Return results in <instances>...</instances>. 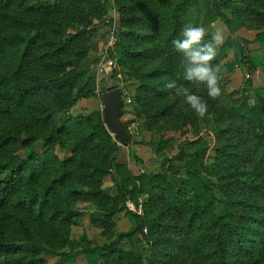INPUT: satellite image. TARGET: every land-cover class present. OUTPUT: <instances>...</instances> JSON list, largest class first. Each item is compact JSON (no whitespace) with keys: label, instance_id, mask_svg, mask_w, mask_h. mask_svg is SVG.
Returning a JSON list of instances; mask_svg holds the SVG:
<instances>
[{"label":"trees","instance_id":"trees-1","mask_svg":"<svg viewBox=\"0 0 264 264\" xmlns=\"http://www.w3.org/2000/svg\"><path fill=\"white\" fill-rule=\"evenodd\" d=\"M29 1L0 0V264H44L39 256L46 251L45 247L56 248V239L64 235L63 229L70 225L71 219L80 216L69 208L80 198L96 204L106 227L113 224L115 215L123 212L135 223L129 232L116 235L110 244L101 247L98 253L101 264H129L127 258L130 255L122 252L119 246L125 241L134 246L135 236L138 242L149 243L151 240L153 243L150 256L146 257L142 250L140 258L136 256L139 264H172L167 262L171 255L164 252L169 244L165 233L181 229L185 231L186 241L180 243L179 248L184 253L189 251L190 256H199L200 264H264V172L258 179L255 169H249L250 165L256 164L258 170L264 171V151L260 141L256 140L242 150L225 140L222 147L215 148V177L225 197L220 205L223 216H217L213 211V189L210 186L201 195H196L191 186L188 170L197 161H188L183 167L175 165L185 161L189 154L180 151L175 159L165 161L169 175L152 172L132 177L124 166L116 163L119 147L115 146L113 133L105 125L102 113H98L97 119L86 117L76 123L66 119L61 127L53 124L49 115L52 104L66 111L83 99L88 79L79 83L76 92L72 87L80 80L78 66L86 56L87 44L85 40H76L79 35L63 39L67 26L60 18L68 6L66 0H53L43 5H28ZM73 1H82L88 9L93 5L90 0ZM252 1L246 0V11L264 16V6L254 5ZM185 2L115 0L120 28L126 30V35L114 47L115 57L120 62L136 61L141 62V68H153L147 73H136L142 83L138 94L152 104L174 97L165 87L168 80L176 78L187 84L181 78L179 57L172 50L171 41L177 38L185 24L181 16L189 8L188 4L200 9L198 24L207 28L224 18L222 7L235 3L233 0ZM78 6L74 15L81 11ZM72 44L76 46L68 50ZM7 53L10 57H6ZM219 58L217 55L213 63L218 64ZM165 62L170 65L165 66ZM174 63L178 66L175 69ZM109 91L112 89L104 93ZM60 94L67 95L60 97ZM226 95L225 99L234 100L236 110L232 114L235 118L238 119L245 110L237 120L240 126L246 119L252 124L259 115H264L262 105H248L245 90ZM54 96L59 98L51 103L55 101ZM42 101L45 104L39 107L38 103ZM175 103L176 98L163 108L161 116L173 109ZM23 109L27 120L18 121L16 116ZM228 110L230 112L231 108ZM206 114L221 115L215 108ZM81 131L82 137L92 141L95 151L106 159L105 166L97 165L85 155L83 157L80 152L83 140L76 138ZM114 139L117 142L116 137ZM39 140L46 147L40 153L36 151ZM68 142L71 143L68 145ZM131 143L134 144L132 139ZM69 146L72 155L60 161L54 148L68 149ZM156 147L158 153L171 149L169 141L163 140ZM20 150L26 153L25 157L17 154ZM197 154L194 156L199 162ZM241 159L246 164L240 165ZM108 176L115 181L114 197L101 190V181ZM75 184L83 189L82 193L71 191ZM141 194L149 198L143 217L132 213L126 206V201L136 204ZM252 195L255 199L250 198ZM158 201L177 215H183L181 229L179 224H174L175 220H166L164 214L152 218L151 207ZM236 208L241 213L235 211ZM145 229L149 231V237L144 235ZM50 252L59 257L56 264H64L72 255ZM142 257L147 263L142 262ZM196 261L187 256L176 264H199Z\"/></svg>","mask_w":264,"mask_h":264},{"label":"rangeland","instance_id":"rangeland-1","mask_svg":"<svg viewBox=\"0 0 264 264\" xmlns=\"http://www.w3.org/2000/svg\"><path fill=\"white\" fill-rule=\"evenodd\" d=\"M49 1L53 2V0H31L28 5H43ZM90 1L93 2V5L91 9H88V5L82 1L66 0L68 6L61 13L60 19L67 26L63 39L79 35L76 40H85L87 44L86 56L78 66L81 77L79 82L72 87L73 92H76L79 83L86 79H88V86L85 89L83 99L75 102L68 110L57 109L58 106L54 104L50 106L49 115L53 124L61 127L66 119H71L72 123L79 122L78 119L83 120L86 117L97 119L98 113H103L104 109L100 99L102 94L107 89H118L123 102L121 120L127 125L128 134L134 142V146L120 145L115 141V136L111 134L115 146L119 147L116 163L124 166L126 172L136 178L141 174L149 175L152 172L167 173L169 175L168 165L165 161L175 159L180 151L189 154L185 161L177 162L175 165L183 167L188 161H197L198 165L191 166L188 170L191 186L195 189L196 195L203 194L205 189L210 186L213 189V211L217 216H223L224 210L220 205L225 201V197L221 194L218 179L215 177L217 173L215 148L222 147L225 140H229L243 150L245 147H250L254 141L259 140L264 151V115H259L252 124L246 119L244 124L240 126L237 120H240L245 110L239 114L238 119L235 118L232 114L233 110H236L235 105L233 106L234 100L224 98V95H228V93H239L245 90L248 105L255 106L259 104L264 107V16L249 14L253 11H246V0H233L235 3L221 8L224 18L206 28L209 33L222 31L225 34V41L218 50L222 94L215 99H211L206 96L203 87L197 88L193 85L191 90L196 91L207 101L208 110L215 108L221 115L218 117V115L206 114L203 118H200L186 105H183L179 98L168 97L163 101L152 104L147 101V98L143 99L142 94H138V89L142 83L141 79L137 78L136 73H147L152 71L153 68L150 66L141 68L139 67L141 62L136 61L120 62L115 57L114 47L126 35V30L120 28L115 0L106 4H102L100 0ZM185 1L188 0H173L177 4ZM251 3L264 6V0H253ZM75 5H79V9L81 11L85 10V13L80 11L79 15H74ZM188 6L189 8H186V12L181 16V19L185 24L189 22L198 24L200 22V9L193 4H188ZM113 15L114 22L112 21ZM75 46V44H72L68 50L73 49ZM79 52L77 54H80ZM6 57H10L8 53ZM67 57H69V53ZM168 64V62H165V66H168ZM173 67L175 69L178 66L174 63ZM164 79L167 80L168 78L164 77ZM178 83H182L181 80H178ZM63 95L60 94L59 96L65 97L67 94ZM139 96H141L140 99ZM54 97L55 101L51 103H55L59 98ZM137 98L139 99L138 103L136 102ZM174 98H176L175 107L161 116L160 112L163 111L165 106L173 103ZM44 104L45 102L42 101L38 103V106L42 107ZM229 108H231L230 112H228ZM24 115L23 109L20 115L16 116V118H19L17 120H27ZM232 123H236L234 127ZM34 127L35 125L32 124V128ZM81 133L82 131L76 138L83 140L80 149L83 157L85 155L97 165L105 166L106 159L103 160L99 156L94 149V143L85 140V136L82 137L83 134ZM23 137L25 136L23 135ZM160 140L169 141L171 149L165 153H158L156 144ZM37 142L36 151L38 153L45 151L44 142L40 140ZM53 151L57 158L63 161L69 159L73 150L69 146L68 149L55 147ZM196 153L200 157L199 162L198 157L194 156ZM17 154L22 158L26 155L22 150L18 151ZM243 164L246 163L241 159L240 165ZM249 169H255L258 179H260L261 173L264 172L262 169L258 170L256 164L250 165ZM181 176L184 177L180 174ZM101 190L108 191L112 197L116 196L115 181L111 176L102 179ZM71 191L82 193L83 189L75 184ZM228 194L233 197L231 191ZM250 198L255 199L253 195ZM148 203V196L141 194L138 196L136 204L126 201V206L130 205L129 211L143 217ZM69 208L71 211L79 213L80 216L71 219L70 225L63 229L64 235L59 236L58 240L56 239V248L45 247L46 251L39 256L44 264H56L58 262L59 257L56 254H51V250L56 253L72 254L64 264H101L102 261L98 257L101 247L110 244L116 235L129 232L135 227L134 221L130 216H126L124 212L115 215L112 219L113 224L106 227L103 225L102 213L98 211L96 204L90 199L80 198L71 203ZM151 210L152 218L164 214L166 220H175L174 224H179L181 229L183 215L172 212L166 204L158 201L151 207ZM235 211L240 212V209L236 208ZM43 232L45 230H42ZM143 233L149 237L147 229ZM165 234L169 237V244H166L164 252L167 256L171 255L167 262L176 264L188 256V259L197 260L196 262L200 264L199 260L201 258L199 256H190L189 251L184 253L179 248V244L184 240L186 241L184 229L174 232L168 231ZM18 238L25 240L23 236ZM119 248L122 252L130 255V258H127L129 264H139L140 260H137L136 256L140 258L141 250L146 253V257L150 256L149 253L153 249V243L151 240H149V243L145 241L138 242L137 236H135L134 246H129L125 241ZM165 257L164 262H166ZM142 262L147 263V259L145 260L142 257Z\"/></svg>","mask_w":264,"mask_h":264},{"label":"clouds","instance_id":"clouds-1","mask_svg":"<svg viewBox=\"0 0 264 264\" xmlns=\"http://www.w3.org/2000/svg\"><path fill=\"white\" fill-rule=\"evenodd\" d=\"M224 41L225 34L222 31L209 33L202 24L191 22L182 25L177 38L171 41L172 50L179 57L181 78L187 84L178 83L173 78L168 80L165 87L197 117L203 118L206 115L208 103L191 90V86L203 87L206 96L211 99L221 95L220 68L213 61Z\"/></svg>","mask_w":264,"mask_h":264},{"label":"water","instance_id":"water-1","mask_svg":"<svg viewBox=\"0 0 264 264\" xmlns=\"http://www.w3.org/2000/svg\"><path fill=\"white\" fill-rule=\"evenodd\" d=\"M101 100L104 105L102 114L105 125L111 130L120 145H129L131 143V138L127 128L121 120L123 102L120 91L115 89L106 92L102 94Z\"/></svg>","mask_w":264,"mask_h":264},{"label":"built area","instance_id":"built-area-1","mask_svg":"<svg viewBox=\"0 0 264 264\" xmlns=\"http://www.w3.org/2000/svg\"><path fill=\"white\" fill-rule=\"evenodd\" d=\"M101 2H102V4H106V3H108L109 1H112V0H100ZM115 13V12H114ZM113 13V14H114ZM112 21L114 22V15H113V18H112ZM112 27H113V25H112ZM128 131V130H127ZM130 205H128V207H127V209H130Z\"/></svg>","mask_w":264,"mask_h":264},{"label":"crops","instance_id":"crops-1","mask_svg":"<svg viewBox=\"0 0 264 264\" xmlns=\"http://www.w3.org/2000/svg\"><path fill=\"white\" fill-rule=\"evenodd\" d=\"M126 146H134V144L130 143L129 145H126ZM133 148H134V147H133ZM135 148H136V146H135Z\"/></svg>","mask_w":264,"mask_h":264}]
</instances>
